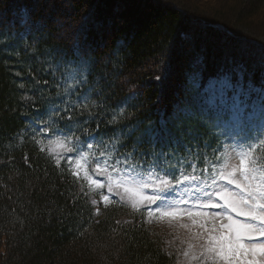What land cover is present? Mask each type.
Returning a JSON list of instances; mask_svg holds the SVG:
<instances>
[{"label": "trees", "instance_id": "trees-1", "mask_svg": "<svg viewBox=\"0 0 264 264\" xmlns=\"http://www.w3.org/2000/svg\"><path fill=\"white\" fill-rule=\"evenodd\" d=\"M72 61L90 92L77 136L176 183L204 177L228 137L223 98L264 121V0H0V264H175L146 210L102 205L34 136ZM252 156L264 170V140Z\"/></svg>", "mask_w": 264, "mask_h": 264}, {"label": "rangeland", "instance_id": "rangeland-1", "mask_svg": "<svg viewBox=\"0 0 264 264\" xmlns=\"http://www.w3.org/2000/svg\"><path fill=\"white\" fill-rule=\"evenodd\" d=\"M209 89L223 98L226 84H210ZM89 95L84 63L70 62L62 71L54 103L42 116L30 123L42 149L57 163L65 162L69 165L73 174L92 191L98 194L102 192V205L119 202L131 209L146 210L152 229L166 238L168 249L176 254L175 264H220L201 256L209 244V237L229 233L231 229L224 225L231 224L233 220L241 223L253 221L228 207L217 192L225 188L229 192H240L235 184L223 178L229 173H233L229 179H235L241 184L245 183V168L254 169L257 176L264 175V170L260 171L251 160L257 144L264 140L261 111L247 112L241 99L223 98L225 103H231V118L225 124L228 137L222 152L209 163L204 177L183 179L180 185L173 188L171 182L161 178L151 165L119 155L113 139H97L89 135L82 138L76 135L69 114L75 107L86 104ZM161 181H167L168 187L164 188ZM118 184L124 186L117 187ZM109 185L112 186V192L108 191ZM125 188L135 189L140 195L125 191ZM104 196H108V200H104ZM144 196H159L160 200L150 204L142 198ZM173 209L177 210L175 216L164 215ZM188 211L206 214L190 217ZM255 235L257 243H264V237ZM243 242L247 244L249 241L245 239ZM193 256L197 258L193 259Z\"/></svg>", "mask_w": 264, "mask_h": 264}, {"label": "snow or ice", "instance_id": "snow-or-ice-1", "mask_svg": "<svg viewBox=\"0 0 264 264\" xmlns=\"http://www.w3.org/2000/svg\"><path fill=\"white\" fill-rule=\"evenodd\" d=\"M243 172L245 181L243 184L235 179H229L233 173L223 176L224 179L229 180V183L235 184L240 189L239 193L229 192L225 188L222 192H217V195L233 211L239 212L241 216L248 217L253 223H241L233 220L231 224L224 225L225 228L231 229L229 233L221 234L219 237H209V244L205 247L201 256L218 261L220 264H264V243H257V236L255 235L258 234L260 237H264V203H262L264 201V175L257 176L254 169L249 168L243 169ZM194 178L184 177L185 180ZM93 183H96V181H93ZM161 184L164 185V188L168 187L167 181H161ZM123 186V184L117 185V187ZM142 187H146V185H142ZM108 191L112 192L111 185H109ZM125 191L140 195L135 189L125 188ZM142 198L150 204H155L156 201L160 200L159 196H144ZM104 200H108V196H104ZM176 214V209L164 213L167 216H175ZM187 214L194 217L206 213L188 211ZM229 219L231 220V217ZM245 239L249 241L247 244L243 242ZM192 258L196 259L197 257L193 256Z\"/></svg>", "mask_w": 264, "mask_h": 264}]
</instances>
